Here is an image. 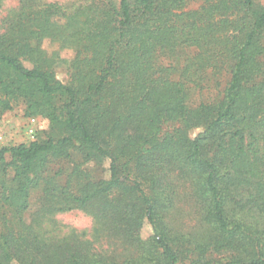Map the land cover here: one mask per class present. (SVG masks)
Masks as SVG:
<instances>
[{"label": "trees", "instance_id": "16d2710c", "mask_svg": "<svg viewBox=\"0 0 264 264\" xmlns=\"http://www.w3.org/2000/svg\"><path fill=\"white\" fill-rule=\"evenodd\" d=\"M28 5L0 34V119L21 102L26 117L48 120L50 132L0 149V264H213L207 244L175 236L163 215L165 190L192 175L203 190L202 220L214 230L212 251L245 252L250 264H264V233L226 215L233 185H251L253 201L264 205V4ZM45 39L75 53L66 83L41 50ZM74 154L107 178L83 182L74 168L72 188L45 175ZM36 188L40 206L28 223ZM74 208L88 210L111 229L107 238L134 253L114 262L75 232L37 231Z\"/></svg>", "mask_w": 264, "mask_h": 264}, {"label": "rangeland", "instance_id": "374dc122", "mask_svg": "<svg viewBox=\"0 0 264 264\" xmlns=\"http://www.w3.org/2000/svg\"><path fill=\"white\" fill-rule=\"evenodd\" d=\"M82 0H0V34L8 29L10 22L13 21L19 14L23 6L26 4H59L61 6L70 7L73 3ZM116 2L117 0H109ZM133 2L134 0H129ZM259 5L264 4V0H255ZM28 5V6H30ZM41 50L48 54L50 61H53V70L55 77L63 83L69 79L70 71L68 62L74 58L73 51L68 48H62L58 43L51 42L45 39L41 44ZM27 66H29L27 64ZM25 105L21 102L15 103L13 108L3 114L0 119V149L2 147L14 146L21 143H27L36 138L44 140L49 131V122L41 117H33L35 120L33 128L35 135L30 138L26 133V126L29 119L24 114ZM193 130L191 133H194ZM264 153V143L262 144ZM6 161H9L8 155L5 156ZM107 167L105 163L104 168ZM78 170L82 174L83 182L86 177L100 180L107 178V173L103 172L93 162H85L79 155H72L68 160H56L48 165L46 176L55 177L56 182L61 185L70 184L72 188H76V178L73 175V170ZM12 173L9 172V176ZM174 191L165 190L167 197L163 215H166L167 222L175 229V236H180L184 240H188L191 244L199 245L207 244L208 253L210 254L213 264H226L231 259L241 260L242 264H250L251 258L244 251L238 253L234 250H221L220 252L212 251V238L214 230L202 220V200L198 199L203 194L200 185V179L192 175L188 180L178 178L172 184ZM231 194L228 195L226 202V215L229 220L240 222L246 227L264 233V206L261 202L257 204L253 201L256 196L255 188L251 185H233ZM40 188L33 189L31 192L29 203L30 206L25 213L26 222L30 223L32 215L39 209L40 206ZM256 197L255 199H257ZM174 200V201H173ZM173 201V202H172ZM172 202V203H171ZM106 228V227H105ZM43 232L46 237H63L67 234L75 232L81 235L84 240L91 242L92 247L96 252L106 253V255L114 262H121L125 257L131 256L134 251L125 244L116 241L113 238H107L105 235L110 234L111 229L104 230L101 222L95 216L91 215L86 209L74 208L70 211L61 212L49 216L42 224V228L37 230ZM107 232V233H105ZM151 235V229L147 223L143 224L141 237L147 238ZM98 236V237H97ZM189 243V244H190ZM231 264V263H230Z\"/></svg>", "mask_w": 264, "mask_h": 264}, {"label": "built area", "instance_id": "2783aa9c", "mask_svg": "<svg viewBox=\"0 0 264 264\" xmlns=\"http://www.w3.org/2000/svg\"><path fill=\"white\" fill-rule=\"evenodd\" d=\"M35 120L33 118L29 119L28 124L26 126L27 135L32 138L35 135V130L33 128Z\"/></svg>", "mask_w": 264, "mask_h": 264}]
</instances>
